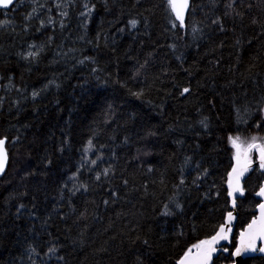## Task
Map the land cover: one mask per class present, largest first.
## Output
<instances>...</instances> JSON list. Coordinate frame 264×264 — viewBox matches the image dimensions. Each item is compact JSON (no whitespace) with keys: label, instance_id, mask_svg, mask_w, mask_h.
<instances>
[{"label":"trees","instance_id":"obj_1","mask_svg":"<svg viewBox=\"0 0 264 264\" xmlns=\"http://www.w3.org/2000/svg\"><path fill=\"white\" fill-rule=\"evenodd\" d=\"M230 137L264 146V0H188L183 26L169 0H18L0 12V264H177L229 212Z\"/></svg>","mask_w":264,"mask_h":264},{"label":"water","instance_id":"obj_2","mask_svg":"<svg viewBox=\"0 0 264 264\" xmlns=\"http://www.w3.org/2000/svg\"><path fill=\"white\" fill-rule=\"evenodd\" d=\"M18 0H13V2L8 5L7 7L0 6V12L8 10L15 2ZM188 5V0H187ZM187 8V7H186ZM186 8L182 10V17L185 14ZM5 140V139H4ZM256 147L249 148V145L244 147V150L241 147H235L232 144L233 149V160H232V166L228 172L227 178H226V189H227V197L229 200V212L232 213V219L229 221L228 219V213L225 216L224 223V233L222 235L225 237L224 239H219L213 247L216 249L215 252L212 253L211 259L209 260L208 264H211L212 261L221 253H226V250L224 249V246L227 245L230 241L231 236L234 233V228L237 220V213H236V207H237V200L240 199L243 194V182L246 179L248 172L254 168L257 167L258 170L261 173H264V167L261 166V151L260 148L263 147L262 145H259L255 143ZM3 150L6 153V160L4 164L3 171L0 172V179L4 175L7 165H8V155L5 148V144L3 145ZM251 154H254L255 158L254 160L251 159ZM235 169V171H234ZM231 182V186H230ZM264 188V179L261 183L260 188L255 192L254 197L256 200L259 201V204L257 205L255 209V216L250 220V222L243 228V230L238 232V236L236 239V245L235 248L232 251L231 258L232 262L229 264H240L244 259L252 258L255 256L264 257V252L260 251H252L251 249L245 248V245L249 243V235L251 232L257 231V229L261 226V222L264 221V210L261 209V205H264V195H259L261 189ZM231 192V195L229 194ZM256 222V224L253 226V229H249V225L253 224V222ZM221 227V226H220ZM220 227L216 230V232L211 235L209 238L205 240L211 239L212 236L216 235V233L220 230ZM203 241V240H202ZM199 244V242L197 243ZM196 244V245H197ZM252 246L256 249H259L260 247H264V236H258L253 242ZM240 247L242 248V252L239 255H235L236 248ZM197 252L198 249L195 247L191 248V252L189 253V250L186 251L177 261V264H180V262L183 260L185 261V264H197ZM188 253L186 256L185 254Z\"/></svg>","mask_w":264,"mask_h":264},{"label":"snow or ice","instance_id":"obj_3","mask_svg":"<svg viewBox=\"0 0 264 264\" xmlns=\"http://www.w3.org/2000/svg\"><path fill=\"white\" fill-rule=\"evenodd\" d=\"M13 2V0H0V6H4L7 7L8 5H10ZM169 5L171 7V9L176 13V17L177 19L181 20V26H183V17H182V10L184 8L187 7V0H169ZM131 25L133 27L136 26L137 21L132 20L130 21ZM213 23H219L218 20L213 21ZM175 26V25H174ZM196 29H193V32H195ZM29 56H35L36 53H32L30 52L28 54ZM189 91V89L185 88L183 90V92L181 94L187 93ZM37 95V93H33V96ZM139 95V94H137ZM203 123V122H202ZM233 145L235 147H238V145L236 144V140L239 139V137H236L235 139H233L232 137L229 138ZM253 142L255 141V137L252 138ZM89 146L91 147L92 142L89 141ZM5 144V140L4 139H0V172L3 171L4 168V164H5V160H6V153L3 150V145ZM252 147H256L255 143H251L249 144V148ZM261 151V161L262 164L261 166L264 167V147L260 148ZM93 164L96 163L95 160L92 161ZM109 169H105L104 170V174L107 175ZM235 171V169H234ZM97 179H99V174L97 175ZM230 186H231V182H230ZM231 195V192L229 193ZM259 195H264V188L261 189L260 193H258ZM21 207H23V205H21ZM261 209L264 210V205H261ZM167 214V213H166ZM228 219L229 221L232 219V213L229 212L228 213ZM256 224V222L254 221L253 224L249 225V229H253V226ZM224 225H221L220 230L216 233V235L212 236L211 239L209 240H203L200 241L199 244L194 245L193 247L198 249L197 252V264H208L209 260L211 259L212 253L216 251V249L213 247V245L219 240V239H224L225 237L222 235V233H224ZM258 236H264V221L261 222V226L257 229V231L255 232H251L249 235V243L247 245H245V248L251 249L252 251H260V252H264V247H260L259 249H256L252 246V242L258 237ZM50 253H55L56 249L55 248H49L48 250ZM191 252V249H189V253ZM242 252V248L237 247L236 251H235V255H239ZM186 256L188 255V253L185 254ZM180 264H185V261H181Z\"/></svg>","mask_w":264,"mask_h":264},{"label":"rangeland","instance_id":"obj_4","mask_svg":"<svg viewBox=\"0 0 264 264\" xmlns=\"http://www.w3.org/2000/svg\"><path fill=\"white\" fill-rule=\"evenodd\" d=\"M233 144V143H232ZM239 147H241L244 150V147L240 146L238 143H236ZM246 147V146H245ZM264 147V146H263ZM254 156V154H251ZM255 157V156H254Z\"/></svg>","mask_w":264,"mask_h":264},{"label":"flooded vegetation","instance_id":"obj_5","mask_svg":"<svg viewBox=\"0 0 264 264\" xmlns=\"http://www.w3.org/2000/svg\"><path fill=\"white\" fill-rule=\"evenodd\" d=\"M255 158V157H254Z\"/></svg>","mask_w":264,"mask_h":264}]
</instances>
